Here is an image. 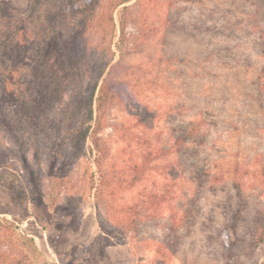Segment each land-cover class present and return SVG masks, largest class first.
<instances>
[{
    "label": "rangeland",
    "instance_id": "rangeland-1",
    "mask_svg": "<svg viewBox=\"0 0 264 264\" xmlns=\"http://www.w3.org/2000/svg\"><path fill=\"white\" fill-rule=\"evenodd\" d=\"M114 1L102 2L105 19ZM84 2L0 0V264H264V0H129L113 9L114 29L88 46L112 60L99 83L114 92L94 188L77 153L49 172L52 157L38 152L54 143L47 117L59 121L77 94L76 71L42 125L9 101L27 85L31 96L43 85L50 92L48 75L30 74L35 40L41 34L48 66L61 69L65 39L77 50L75 8ZM65 116L61 131L75 129L77 109ZM33 130L36 142L24 143ZM24 155L40 172L41 209L29 199ZM16 231L36 250L19 249Z\"/></svg>",
    "mask_w": 264,
    "mask_h": 264
},
{
    "label": "trees",
    "instance_id": "trees-1",
    "mask_svg": "<svg viewBox=\"0 0 264 264\" xmlns=\"http://www.w3.org/2000/svg\"><path fill=\"white\" fill-rule=\"evenodd\" d=\"M103 1L104 0H85L82 7L75 8L77 9V35L75 34L77 36V50H75L76 46L73 45L70 40L65 39L64 50L67 54H65L64 57L62 56L64 52H61L60 56L64 58L61 69L60 67L58 68L56 64L48 66L47 60L51 57V54L49 51H45V48H40L39 45L44 43L41 34L36 38L34 49L36 50L38 58L33 64V67H31L30 74L31 76L34 75L39 80L43 79L44 82H46L45 77L48 75V79H51L50 92L48 89H46L45 92L42 82L43 89L39 88L37 95L31 96L28 92L29 85H27L28 87L26 89L18 90L17 96L12 95L9 97V101L13 103V105L15 104V111L18 115H22V118L30 120L34 124L42 125V123L44 124L45 122L44 118L48 112L47 106L60 98V91L62 89L68 87L70 89L73 86L70 80L72 71H76L77 94H73L72 96L77 98V102L74 103L75 100L72 97L70 101L64 103V110H62V116L59 121L47 117V127L51 128L55 133L53 138L54 143L52 145H45L43 149L39 147L40 149L38 152H41L40 150L45 151L48 161L49 158L51 159L52 157L49 161V172L51 168L54 169L52 164L62 161L65 154L71 156L73 152L77 153V163L80 165L82 164V170H84L89 180H91L90 188L95 187V175L96 173H102V162L107 154V147L99 134L104 127L108 105L114 96V92L111 91V88H109L106 83H99L111 59L109 60V58L105 59L103 56H96L98 49H94V47L91 46V49H93L89 51L88 46L90 39L94 37V35L97 36L101 34L103 37L109 35L107 26L110 24V29L112 30L115 27V19L112 13L113 9L129 0H115L112 4V11H108L107 19H105V15L107 14L105 13L106 9L105 7L102 8ZM35 9L37 10V7H35ZM124 26L125 24L121 18V38H124ZM67 35L68 34H66V36ZM56 60L60 59L56 57ZM47 71L49 73H47ZM108 73H110V70ZM6 75L8 79H10L14 76L13 70L8 71ZM54 75L56 78H54ZM51 76L53 77L51 78ZM12 79L13 78H11V80ZM53 82L55 84H53ZM21 85L23 84L21 83ZM46 94L49 96L48 99ZM72 105L77 109V127H75V129H68L65 132L61 131L59 126L61 122L67 119L65 113ZM35 132L36 131L33 130L29 133V136L26 137V141L23 139V142H36ZM36 144L39 145L38 143ZM53 157H55L56 160L53 161ZM22 158L26 160L25 163L23 162V165L21 164V173L23 174V179L27 181V185L30 187L29 199L33 200L34 204L41 209L47 203V199L42 194L43 189H41L40 184L36 182L38 173L40 172L35 168L30 170L28 166L29 159H27L25 155ZM10 164L18 168L16 165L17 163L13 162ZM64 164L66 169L67 162L65 161ZM4 165V163H0V167ZM93 166H95L96 169H93ZM48 171H46V173ZM238 186L239 184L236 183V188ZM238 217V213H236L233 218V230L236 228ZM10 224L12 227L16 228L13 223L10 222ZM15 234L17 236L16 246L19 249L25 248V246H32V248L36 250L35 241L28 233H19V231H16ZM29 260H32V258H29Z\"/></svg>",
    "mask_w": 264,
    "mask_h": 264
}]
</instances>
